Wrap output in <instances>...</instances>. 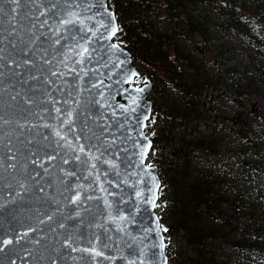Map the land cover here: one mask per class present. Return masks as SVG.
Masks as SVG:
<instances>
[{"label": "water", "instance_id": "water-1", "mask_svg": "<svg viewBox=\"0 0 264 264\" xmlns=\"http://www.w3.org/2000/svg\"><path fill=\"white\" fill-rule=\"evenodd\" d=\"M118 29L111 0H0V264H168Z\"/></svg>", "mask_w": 264, "mask_h": 264}, {"label": "trees", "instance_id": "trees-1", "mask_svg": "<svg viewBox=\"0 0 264 264\" xmlns=\"http://www.w3.org/2000/svg\"><path fill=\"white\" fill-rule=\"evenodd\" d=\"M111 2L118 19L115 38L131 50L144 76L162 78L157 67L164 68L175 92L171 100L179 98L170 111L163 110L164 125L149 133L152 144L162 138L171 146L157 163L161 182L156 207L164 222L168 263L239 264L235 258L241 249L244 257L264 260V131L253 136L252 123L236 122L232 138L216 128L192 136L180 130L205 112L200 97L208 86L242 79L236 77V66L223 76H209L207 66L203 72L197 65V59L206 63L215 57L210 45L214 24L230 39L229 44L220 40L218 49L245 46V81L239 92L250 101L264 100V0ZM235 37L244 40L237 44ZM158 115L153 105L147 124ZM234 159L239 160L235 171ZM241 214L253 220L245 231L238 227Z\"/></svg>", "mask_w": 264, "mask_h": 264}, {"label": "rangeland", "instance_id": "rangeland-1", "mask_svg": "<svg viewBox=\"0 0 264 264\" xmlns=\"http://www.w3.org/2000/svg\"><path fill=\"white\" fill-rule=\"evenodd\" d=\"M219 20L221 23L222 19L220 18V16L218 17L217 22H219ZM214 26L215 29L214 27L211 28V30H213L211 32L213 35L211 36L213 45H210L213 47L212 50L215 53V57H209L210 61H207L206 63H204L202 59H197V65L203 70V72L207 70V68L205 67L207 66L209 69V76H216L218 74H222L223 76L226 70H232L233 66H236V77H242V79L238 82L236 80L227 79L225 82L219 83L215 86H208L206 90L203 91L200 97L201 102L203 101L206 107V109L202 110L205 112H203L202 115H198L196 118H192V122L189 123L186 128L185 125H181V133H184L188 136H192L195 133L202 134L203 132H207L211 129L216 128L219 134L225 135V133H228L227 136L232 138L230 129H236V126H234V122H236L237 124H240L242 126H249V123H252L253 128L250 130V132L253 133V136H255L259 133V131H264V100L262 101L261 99L255 97L257 103L255 104L252 110L248 107L250 101L249 99L251 98H249L248 95L244 96L239 92V83H244L245 81V68L243 66L244 60H246V58L243 57L245 46L243 45L241 47V44L238 47L229 46L228 48L226 45V50L222 51L221 49H218L216 47V44L220 40L226 39L227 43L229 44L230 39L229 37H227V35H222L220 33V30L216 28L218 27L216 24H214ZM235 39L236 43L238 44L239 41L242 42V40H244V37L242 38V40H239L238 37H235ZM250 50L252 52L254 51L253 48ZM201 69H199L198 71H200ZM157 70L160 71L162 78H160L158 75L157 77L152 76L151 74L149 75L151 78L150 80L152 81L150 97L152 99V102L154 99L155 103L153 102V105L158 107L159 115L157 116V119L152 120L149 125H147L146 130L148 134L153 130H157L160 125H164L160 123V117L163 114V110L170 111V107H173V104H179V98H177L176 103L171 100V97L172 95H174L175 92L172 89V84L168 72L164 68L159 67H157ZM235 116H238L239 119H236L234 121L233 118ZM240 121L242 123H240ZM164 123L167 124V120H165ZM178 127L179 126H177L176 129ZM170 147L171 146L169 144H166L162 138L159 141H156V143L151 145V148L147 154V161L150 163H158V161L162 159L163 155H167L169 153ZM233 163L234 164H232V170L235 171L237 165L239 164V160L234 159ZM238 222V227L241 228L242 231H245L247 228H249V225L253 224L252 219L249 220L242 214L240 215V219L238 220ZM162 223L164 227V222ZM167 234L168 232H166V235ZM241 250V255L237 253V257L235 258L240 261L239 264H264V260L256 261L253 255L244 257V249Z\"/></svg>", "mask_w": 264, "mask_h": 264}]
</instances>
